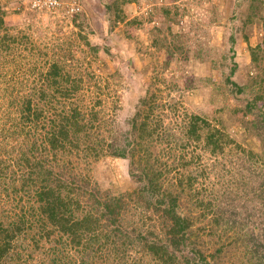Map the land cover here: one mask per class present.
Wrapping results in <instances>:
<instances>
[{
    "label": "rangeland",
    "instance_id": "1",
    "mask_svg": "<svg viewBox=\"0 0 264 264\" xmlns=\"http://www.w3.org/2000/svg\"><path fill=\"white\" fill-rule=\"evenodd\" d=\"M38 1L0 0V160L7 172H19L16 160L33 141L12 134L24 122L22 102L28 98L43 110L37 122H26L25 131L38 138L43 125L56 117L54 107L71 103L88 112L101 110L105 132L109 124L124 132L149 89L161 94L159 102H180L176 110L160 103L154 112L173 129L171 146L175 136H182L176 120L184 112L205 115L235 141L218 153L188 147V156H201L200 164L191 166L197 177L192 186L189 167L182 176L181 167L167 172L159 165L165 171L161 194L178 192L177 212L192 220L187 245L177 252L180 262L264 264V98L259 95L264 86V0H135L130 6L127 0H59L56 8L42 2L36 6ZM165 6L172 14H164ZM6 32L15 39L6 40ZM54 61L69 77L64 85H72L74 76L81 80L74 99L47 87L43 77ZM227 77L238 85L227 83ZM41 88L56 97L41 98ZM56 100L61 104H53ZM160 149L158 144L155 150ZM173 159L169 164L179 163ZM130 167L129 158L104 156L92 173L94 182L104 195L132 190L139 183L131 178ZM202 199L203 207L196 203ZM210 200L228 207L225 221L206 206ZM157 213L126 212L121 231L107 227L116 242L99 252L98 245L94 251L66 240L22 244L25 231L14 237L15 246L0 264H156L145 238L163 235L166 222Z\"/></svg>",
    "mask_w": 264,
    "mask_h": 264
},
{
    "label": "trees",
    "instance_id": "2",
    "mask_svg": "<svg viewBox=\"0 0 264 264\" xmlns=\"http://www.w3.org/2000/svg\"><path fill=\"white\" fill-rule=\"evenodd\" d=\"M134 1L127 0V5L130 6ZM164 14H172L170 7H164ZM175 14L178 15V12ZM2 23L3 18H0V26ZM4 38L10 42L15 39L8 32ZM7 45L10 46L8 42ZM168 47V55L171 57L173 49ZM57 62L51 63L44 74L47 87L53 88L60 96L74 99L81 80L74 76L72 85H64V82L70 80L61 72L63 66ZM232 70L231 73H234L236 69ZM226 81L238 85L231 77H227ZM238 90L241 91L242 88ZM259 92L260 97L264 98V86ZM146 93L149 94L142 96L138 110L129 121L130 128L124 132L110 124L104 125L105 132L101 125V110L95 108L88 112L82 110L78 103H71L62 108L54 107L56 117L51 119L49 126L43 125L44 131L38 138L36 134H31V130L25 131L26 122H37L43 115V110H39L37 104L34 107L29 98L22 102L24 122L19 123L12 134L27 135L33 141L30 150H23L22 156L16 160L14 166L20 169L19 172L12 169V172H7L8 166L5 165L4 168V162L0 160V197H5L4 202L8 201L4 207L5 220L0 219V262L15 246L12 241L14 237L24 235L25 231L28 236L22 244L38 247L42 239L56 243L66 240L83 248L92 247L94 251L98 245L96 252H99L105 244L116 242L110 238L108 226L121 231L126 212L139 214L152 209L166 223L163 235H157L153 239L145 238L146 249L152 253L156 264H183L177 252L187 245V232L192 220L177 212L180 198L178 192L163 190L167 194H161L160 176L165 171L160 166L164 164L167 172L181 167L183 170L179 173L182 176L188 172L189 167L191 172L188 179L192 186L197 177L191 166L200 164L201 156H188V147L208 148L212 153H218L225 144L235 141L222 128L213 125L205 115L184 112L182 119L176 120V127L182 136H175L171 146L169 137L173 129L163 124L162 119L155 117L154 112L161 104L167 109L176 110L180 102H159L161 94L150 92L149 89ZM49 95L56 97L51 92ZM39 96L52 101L45 88H41ZM19 102L21 105V101ZM56 103L60 105L61 101L53 102ZM103 124H108L106 117ZM165 142L169 147L163 145ZM158 144L161 149L155 150ZM166 155L168 161L173 157L179 163L169 164L164 158ZM104 156L129 158L130 176L139 186L117 195H104L94 182L95 173L92 175L97 162ZM20 181L21 186L17 185ZM24 200L27 202L26 206L23 204ZM196 203L201 207L205 206L203 199ZM206 206L211 207L210 210L216 215H222L221 218L225 221L223 212L228 207L224 209L211 200ZM28 216L33 219L30 220ZM101 237L105 241L101 242ZM28 240V243L25 242Z\"/></svg>",
    "mask_w": 264,
    "mask_h": 264
},
{
    "label": "built area",
    "instance_id": "3",
    "mask_svg": "<svg viewBox=\"0 0 264 264\" xmlns=\"http://www.w3.org/2000/svg\"><path fill=\"white\" fill-rule=\"evenodd\" d=\"M40 2H42V4H44L47 7H56L57 3L59 4V0H39L38 2H36V6L37 5H41Z\"/></svg>",
    "mask_w": 264,
    "mask_h": 264
},
{
    "label": "clouds",
    "instance_id": "4",
    "mask_svg": "<svg viewBox=\"0 0 264 264\" xmlns=\"http://www.w3.org/2000/svg\"><path fill=\"white\" fill-rule=\"evenodd\" d=\"M53 8H56V7H53Z\"/></svg>",
    "mask_w": 264,
    "mask_h": 264
}]
</instances>
